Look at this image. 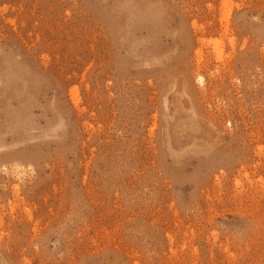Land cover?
I'll use <instances>...</instances> for the list:
<instances>
[{
    "label": "rangeland",
    "instance_id": "374dc122",
    "mask_svg": "<svg viewBox=\"0 0 264 264\" xmlns=\"http://www.w3.org/2000/svg\"><path fill=\"white\" fill-rule=\"evenodd\" d=\"M0 264H264V0H0Z\"/></svg>",
    "mask_w": 264,
    "mask_h": 264
}]
</instances>
